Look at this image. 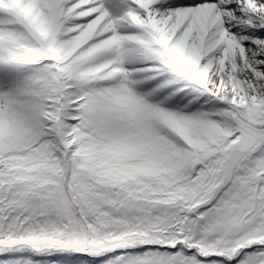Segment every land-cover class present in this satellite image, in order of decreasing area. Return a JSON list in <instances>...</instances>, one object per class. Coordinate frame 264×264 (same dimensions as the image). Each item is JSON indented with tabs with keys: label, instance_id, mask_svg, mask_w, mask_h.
<instances>
[{
	"label": "snow or ice",
	"instance_id": "1",
	"mask_svg": "<svg viewBox=\"0 0 264 264\" xmlns=\"http://www.w3.org/2000/svg\"><path fill=\"white\" fill-rule=\"evenodd\" d=\"M0 264H264V0H0Z\"/></svg>",
	"mask_w": 264,
	"mask_h": 264
}]
</instances>
